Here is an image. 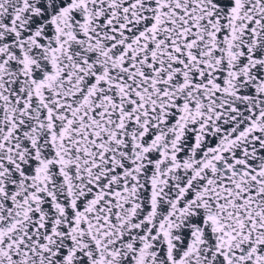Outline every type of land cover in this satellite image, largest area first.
<instances>
[{
    "label": "snow or ice",
    "instance_id": "6c2138e0",
    "mask_svg": "<svg viewBox=\"0 0 264 264\" xmlns=\"http://www.w3.org/2000/svg\"><path fill=\"white\" fill-rule=\"evenodd\" d=\"M0 264H264V0H0Z\"/></svg>",
    "mask_w": 264,
    "mask_h": 264
}]
</instances>
